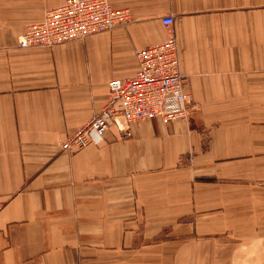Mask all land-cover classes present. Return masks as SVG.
<instances>
[{
  "label": "crops",
  "instance_id": "0c3cea01",
  "mask_svg": "<svg viewBox=\"0 0 264 264\" xmlns=\"http://www.w3.org/2000/svg\"><path fill=\"white\" fill-rule=\"evenodd\" d=\"M63 1L0 0V264H264V0H109L125 25L19 47ZM167 14L186 115L60 148Z\"/></svg>",
  "mask_w": 264,
  "mask_h": 264
},
{
  "label": "built area",
  "instance_id": "2783aa9c",
  "mask_svg": "<svg viewBox=\"0 0 264 264\" xmlns=\"http://www.w3.org/2000/svg\"><path fill=\"white\" fill-rule=\"evenodd\" d=\"M129 19L127 8H114L109 0H64L47 8L42 20L29 24L17 36V45L52 46L125 25ZM161 24L167 37L135 50L138 70L129 77L110 79L105 104L77 131L59 141L60 148L74 152L99 145L110 126L121 137H129L130 125L137 119L168 120L186 115L192 103L184 90L174 15H164Z\"/></svg>",
  "mask_w": 264,
  "mask_h": 264
},
{
  "label": "rangeland",
  "instance_id": "374dc122",
  "mask_svg": "<svg viewBox=\"0 0 264 264\" xmlns=\"http://www.w3.org/2000/svg\"><path fill=\"white\" fill-rule=\"evenodd\" d=\"M175 248H176V251H178V252H180L181 249H182L181 246H176ZM239 248H244L245 249V247H239ZM231 259L232 260L228 261V256H225L224 255V256L221 257V260L220 261H218V262H212L210 264H246V254L238 255V256L232 255L231 256ZM181 262L178 263V264H181ZM187 264H199V263L198 262H191V263H187ZM253 264H258V262H255Z\"/></svg>",
  "mask_w": 264,
  "mask_h": 264
}]
</instances>
